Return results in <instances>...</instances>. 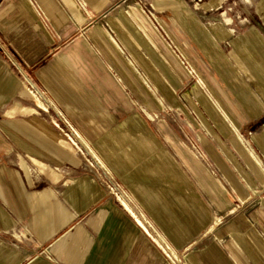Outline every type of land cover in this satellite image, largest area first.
<instances>
[{
	"label": "crops",
	"instance_id": "obj_1",
	"mask_svg": "<svg viewBox=\"0 0 264 264\" xmlns=\"http://www.w3.org/2000/svg\"><path fill=\"white\" fill-rule=\"evenodd\" d=\"M81 1L0 0V264H264V0Z\"/></svg>",
	"mask_w": 264,
	"mask_h": 264
},
{
	"label": "built area",
	"instance_id": "obj_2",
	"mask_svg": "<svg viewBox=\"0 0 264 264\" xmlns=\"http://www.w3.org/2000/svg\"><path fill=\"white\" fill-rule=\"evenodd\" d=\"M77 2L79 3V5L81 7H86V5L81 1V0H77ZM65 136L67 137V139L72 143V139L65 134ZM75 143V142H74ZM76 149H79V147L76 145V143L73 145ZM190 149L192 150L193 154L195 155L196 158L198 159H202L203 160V155L201 154V152L197 149L196 146H194L193 144H190ZM92 159V158H91ZM93 160V159H92ZM94 161V160H93ZM92 162V161H91ZM91 162H88L89 164H91ZM95 162V161H94ZM98 164V163H97ZM107 177V176H106ZM108 178V177H107ZM108 185H109V190L111 192H113L114 194H116L117 196L121 197L123 195L122 190L119 188V186H117L116 184H114L111 179L108 178L107 181ZM133 219L135 220V222L139 225V227L142 229V231L146 234V236L149 238V240L166 256H170V248L169 246L159 237V235L151 228L150 224H148L143 218L142 216H132Z\"/></svg>",
	"mask_w": 264,
	"mask_h": 264
},
{
	"label": "bare ground",
	"instance_id": "obj_3",
	"mask_svg": "<svg viewBox=\"0 0 264 264\" xmlns=\"http://www.w3.org/2000/svg\"><path fill=\"white\" fill-rule=\"evenodd\" d=\"M27 91H28V93L31 95V96H33L34 97V99H35V101L37 102V104L39 105V106H42L41 105V102L39 101V99H38V97H36L35 95V93L33 92V91H31V90H29V89H27ZM74 133V136H76V138L78 137V139H80V136L77 134V133H75V132H73ZM83 142V141H82ZM72 144L74 145L75 143H74V140H73V142H72ZM84 144V143H83ZM99 164V163H98ZM127 206V205H126ZM123 207H125V206H123ZM126 210V209H125ZM127 211V210H126ZM128 212V211H127ZM129 213V212H128ZM130 215H131V213H130ZM133 216V215H132ZM171 250V249H170ZM172 256V255H171ZM177 257V256H176ZM179 258V257H178ZM177 258V259H178ZM171 259V258H170Z\"/></svg>",
	"mask_w": 264,
	"mask_h": 264
},
{
	"label": "rangeland",
	"instance_id": "obj_4",
	"mask_svg": "<svg viewBox=\"0 0 264 264\" xmlns=\"http://www.w3.org/2000/svg\"><path fill=\"white\" fill-rule=\"evenodd\" d=\"M60 133L62 134V135H64L65 136V134H69L70 135V133H69V131H62V130H60ZM70 137H71V135H70ZM65 138L67 139V137L65 136ZM68 140V139H67ZM74 149L77 151V152H81V147L79 146V149H76L75 147H74ZM82 153V152H81ZM89 156V155H88ZM91 156H89L88 158H90ZM87 162H89L88 160H87ZM100 168V167H99ZM101 170H103V168H100ZM104 172V171H103ZM105 173V172H104ZM105 176H107V174H105ZM108 177V176H107Z\"/></svg>",
	"mask_w": 264,
	"mask_h": 264
}]
</instances>
